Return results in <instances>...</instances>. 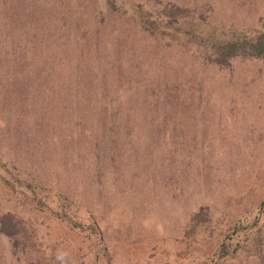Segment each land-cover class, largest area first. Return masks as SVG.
<instances>
[{"label": "rangeland", "instance_id": "rangeland-1", "mask_svg": "<svg viewBox=\"0 0 264 264\" xmlns=\"http://www.w3.org/2000/svg\"><path fill=\"white\" fill-rule=\"evenodd\" d=\"M26 2L55 61L0 78V264H264V0Z\"/></svg>", "mask_w": 264, "mask_h": 264}, {"label": "trees", "instance_id": "trees-1", "mask_svg": "<svg viewBox=\"0 0 264 264\" xmlns=\"http://www.w3.org/2000/svg\"><path fill=\"white\" fill-rule=\"evenodd\" d=\"M11 4L12 0H0V78L13 76V72H11L12 68H10L9 65L17 64L16 61H19V59L21 61L23 56L25 57V54L28 53L26 51L21 52V46L24 49L28 48L30 52L33 51V53H36L41 58L43 57V59L55 61L53 49L56 48V44H43L44 40L50 37L49 34L51 32L52 23L47 24L45 30L39 28L34 22V17L37 13V11L35 10L37 7L33 5L34 3L30 2H26V4L23 5L25 8H32V11L30 13H27L29 16L27 18L23 16H16V18H14L13 16L6 14L7 8L10 7ZM16 7L18 8V5ZM1 9H4L6 13L1 14ZM24 22H26L27 25L29 23L34 24V27H32L29 31H25V28L18 27V29L16 30L11 26L13 23H22L23 25H26ZM9 45H11V47H18L19 51H12V49L10 50V48V51H5L4 48H7ZM82 45V48H86V44ZM120 46L121 45L119 44L115 45L114 50L120 52ZM47 47L48 51L45 50ZM231 48L238 53L260 56L264 59V19L260 30H257L256 32L251 33L248 37H245L243 42L232 44ZM237 52L235 53L237 54ZM15 53L16 55L12 56ZM25 61H27L26 58ZM19 72H21V70ZM46 72L52 73V68H48ZM151 85L153 88L154 86H156V83L154 81H151ZM256 217L258 216H255V218ZM256 220L257 218L251 222L249 219V215H247V219H245L244 217L237 220L235 228L232 232V235L234 236H231L227 240L228 242L223 244L220 248L223 255L232 253L233 251H236L238 249V247L242 244L241 242L243 236L248 234L253 227L257 226ZM259 258H261V256H259Z\"/></svg>", "mask_w": 264, "mask_h": 264}]
</instances>
